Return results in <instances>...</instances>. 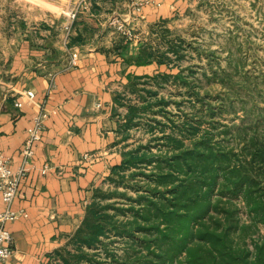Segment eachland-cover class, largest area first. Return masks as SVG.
Returning a JSON list of instances; mask_svg holds the SVG:
<instances>
[{"label": "crops", "instance_id": "0c3cea01", "mask_svg": "<svg viewBox=\"0 0 264 264\" xmlns=\"http://www.w3.org/2000/svg\"><path fill=\"white\" fill-rule=\"evenodd\" d=\"M135 2L68 0V7L77 6L76 19L64 23L52 11L37 18L34 28L0 19V153L13 170L25 165L22 150L34 117L42 107L48 112L12 204L27 215L6 226L15 254L0 264H64L58 253L75 251L71 240L95 191L111 187L112 168L138 146L137 128L125 131L129 106L151 104L155 98L144 89L157 87L142 83L172 71L126 59L136 57L160 29L171 28L191 0H143L139 8ZM121 23L135 31L134 40L117 30ZM120 44L129 46L123 51ZM71 56L75 68H67ZM27 91L35 93L34 100L24 96ZM5 208L0 194V212Z\"/></svg>", "mask_w": 264, "mask_h": 264}, {"label": "trees", "instance_id": "16d2710c", "mask_svg": "<svg viewBox=\"0 0 264 264\" xmlns=\"http://www.w3.org/2000/svg\"><path fill=\"white\" fill-rule=\"evenodd\" d=\"M167 42V51L143 42L139 54L126 62L138 66L156 62L173 71L177 60L184 57L185 41L180 40L179 45ZM128 46L120 44L118 49L125 51ZM171 75L160 76L168 80ZM174 76L187 83L182 72ZM158 78H153L156 87L161 86ZM217 80L230 87L242 104H253L245 110L248 116L259 117L253 124L236 126L239 151L223 147L216 139L214 122L204 126L205 119L188 118L178 123L163 110L164 122L150 114L155 111L153 102L130 105L125 131L145 128L153 141L125 151L122 163L111 170V187L95 191L71 240L75 251L58 253L64 264H109L107 258L98 260L94 253L108 246L106 239L112 233L145 245L153 260L137 264H264V236L258 233L259 226H264V108L255 105L257 97L264 100V89L248 73L235 81L231 73L223 71ZM145 91L148 97L163 101L156 91ZM147 115L151 117L146 119ZM159 132L161 136H157ZM153 142L160 152L154 150ZM138 176L143 180H137ZM130 188L138 192L136 199L129 196ZM235 196L242 197L249 220L241 219ZM138 234L142 240L136 238ZM116 256L113 263L130 264L126 259L128 262H119Z\"/></svg>", "mask_w": 264, "mask_h": 264}, {"label": "rangeland", "instance_id": "374dc122", "mask_svg": "<svg viewBox=\"0 0 264 264\" xmlns=\"http://www.w3.org/2000/svg\"><path fill=\"white\" fill-rule=\"evenodd\" d=\"M46 2L71 13L68 16L63 12H56L61 14L63 19L65 17L62 22L72 20V13L77 6L68 7L69 3H63L62 0H46ZM190 5L175 22L171 23V28L160 29L158 36L153 37L152 42L149 40L152 45L158 46L163 51H167L168 40L178 45L180 40L185 41L181 50L184 57L177 60L178 67L171 72L170 79L164 80L158 76L161 86L157 87L155 93L157 98H162L163 101L157 102L155 99L156 101H153V104H156L155 111L150 114L156 115L157 120L164 122L166 117L163 110H167V113L171 114L178 123L188 118L201 121L205 119L204 126L214 122L217 126L214 127L216 139L223 147L239 151L241 143L234 139L236 126L253 124L254 119L257 120L259 117L248 116L245 110L250 109L253 104L251 102L242 104L238 95L230 87L222 85L217 78L226 71L237 81L244 73H248L257 77L262 84L261 88L264 89V0H191ZM51 12L42 6L29 3L28 0H0V19H8L16 26L24 27L28 23L34 28L40 23L38 19L42 16L47 17ZM170 55L175 59V55L172 53ZM179 72L183 73L187 83L175 78L174 75ZM149 80L142 84L152 87L155 79ZM146 94L150 96L147 92ZM255 101V105L264 108L263 99L257 97ZM210 112L214 113L210 114ZM151 115L145 118H150ZM142 120L144 123V119ZM168 120L167 117V122ZM261 121L264 122V115ZM161 128L162 126L158 130L160 131ZM226 128L229 130L227 133L224 131ZM161 134L159 132L157 136ZM136 136L139 142L137 145L153 141V135L145 128L137 129ZM154 143V150L160 152ZM136 179L143 180L142 176ZM128 190L129 196L135 199L138 197V192L134 189ZM233 198L240 208L241 219L249 220L242 197ZM127 204L128 202L124 204L125 208L128 207ZM120 205L123 206L122 203ZM258 230L259 235L264 236V226L260 225ZM255 237L258 238V235ZM136 238L142 240L143 237L138 234ZM251 239L249 237L247 239L249 245L252 244ZM106 241L108 246L102 251L99 250L100 253H94L98 260L107 258L109 264H117L113 263V255H117L119 262L129 261L130 264L153 260L144 244L118 237L114 233ZM107 252H109L108 257ZM130 257L132 262L131 259L129 260Z\"/></svg>", "mask_w": 264, "mask_h": 264}, {"label": "built area", "instance_id": "2783aa9c", "mask_svg": "<svg viewBox=\"0 0 264 264\" xmlns=\"http://www.w3.org/2000/svg\"><path fill=\"white\" fill-rule=\"evenodd\" d=\"M142 3L143 0H139V2H135L134 4L139 8ZM71 18H77V10L73 11ZM117 30L121 32L128 41H132L136 38L134 30L127 27L123 23L117 25ZM77 65L76 57L71 56L67 64V68H75ZM24 96L31 100L35 99V93L32 91H27ZM16 106L18 108H22L23 102L18 100L16 102ZM47 117L48 112L45 107H42V110L34 117L32 127L28 130V137L22 150L25 165L20 167L18 170H13L11 168L10 160L0 153V194L6 206L5 210L0 212V234H4L0 235V253L3 254L0 255V262L10 260L15 254L13 237L6 229V226L8 223L16 221L22 215H27L25 212H17L13 210L12 204L18 196L20 185L26 178L29 171L26 165L29 164V160L34 157L35 146L42 139V134L45 129V120ZM92 157V155L86 154L84 159L90 161L92 160Z\"/></svg>", "mask_w": 264, "mask_h": 264}, {"label": "clouds", "instance_id": "9594fccd", "mask_svg": "<svg viewBox=\"0 0 264 264\" xmlns=\"http://www.w3.org/2000/svg\"><path fill=\"white\" fill-rule=\"evenodd\" d=\"M29 3L33 4V5H39V6H42L46 9H49L51 11H53L54 13L55 12H63L65 15H68L70 16L71 13L70 12H64V9H58L56 7V5L54 4H50V3H47L46 0H28ZM63 3H67L68 0H62ZM0 235H4V234H0ZM0 255H3L2 253H0Z\"/></svg>", "mask_w": 264, "mask_h": 264}]
</instances>
